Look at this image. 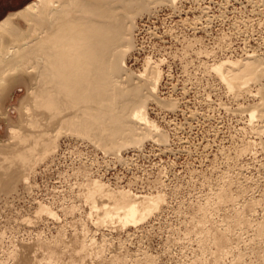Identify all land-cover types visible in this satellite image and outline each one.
<instances>
[{
	"label": "rangeland",
	"instance_id": "obj_1",
	"mask_svg": "<svg viewBox=\"0 0 264 264\" xmlns=\"http://www.w3.org/2000/svg\"><path fill=\"white\" fill-rule=\"evenodd\" d=\"M30 1L0 0V20ZM154 12L136 19V47L127 61L138 73L148 57L161 63V103L150 101L147 113L166 142L150 135L142 146H129L117 157L88 138L60 136L55 151L39 158L27 184L12 180L0 190V264H149V259L193 264L204 258L201 234L192 230L198 210L215 206L212 220L220 229L228 219L233 224L234 215L250 202L253 210L245 211L251 225L233 226L232 249L216 264L258 261L264 246L256 234L264 219V133L260 138L252 133L247 110L264 95V76L247 88L252 95L261 89L259 95L245 92L236 98L212 66L264 53V2L178 0ZM23 89L17 87L16 99L7 98L3 108L18 103ZM170 99L177 101L176 109L167 105ZM13 118L17 122V111ZM7 127L0 117V140L10 138ZM95 179L114 191L160 195L164 203L137 225L98 226L85 201ZM223 188L230 197L222 205L217 197ZM41 202L56 215L39 216Z\"/></svg>",
	"mask_w": 264,
	"mask_h": 264
},
{
	"label": "bare ground",
	"instance_id": "obj_2",
	"mask_svg": "<svg viewBox=\"0 0 264 264\" xmlns=\"http://www.w3.org/2000/svg\"><path fill=\"white\" fill-rule=\"evenodd\" d=\"M176 2L32 0L0 20V117L7 122L10 134V138L0 140V190L12 186V180L27 184L39 158L41 161L54 152L63 134L88 138L117 157L129 146L139 148L150 135L166 142L167 135L147 113L150 101L161 103L157 95L163 75L161 63L148 57L144 71L138 73L128 66L127 54L136 47V19L152 14L156 6H174ZM212 68L234 97L245 92L252 95L253 91L247 88L252 83H261L264 53L248 54L243 59H222ZM19 86L24 87L25 93L18 103L3 108L7 98L16 99ZM262 95L257 106L247 110L249 128L259 138L264 133ZM170 100L167 105L176 109L177 101ZM15 111L17 122L13 118ZM103 183L93 180L85 198L91 214L96 213L98 226L106 222L125 227L137 225L164 203L165 197L160 195L114 191ZM218 195V203L222 205L230 197L227 188ZM252 204L239 209L231 222L235 224L228 219L220 229L212 220L215 206L198 210L199 218L192 223V230L201 234L198 241L204 258L193 264H216L227 256L234 243L233 226L251 221L245 209L251 210ZM38 208V215H56L42 202ZM257 228L256 234L264 241V219ZM83 240H79V245L85 251ZM261 247L258 261L252 264H264V246ZM205 253L209 256L205 257ZM149 264H153L150 259Z\"/></svg>",
	"mask_w": 264,
	"mask_h": 264
}]
</instances>
